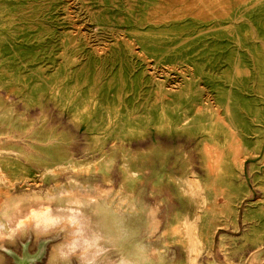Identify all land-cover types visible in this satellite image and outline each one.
Wrapping results in <instances>:
<instances>
[{"label": "rangeland", "instance_id": "obj_1", "mask_svg": "<svg viewBox=\"0 0 264 264\" xmlns=\"http://www.w3.org/2000/svg\"><path fill=\"white\" fill-rule=\"evenodd\" d=\"M0 105L24 125L0 129V190L12 195L0 211L13 218V232L0 229L4 264H52L57 246L82 244V224L70 222L66 239L62 220L17 228L19 215L77 195L68 215L82 219V198L119 187L122 156L147 171L141 210H119L121 244L104 247L108 264L148 239L164 253L156 264H264V0H0ZM42 141L59 144L68 172L8 150ZM112 156L107 183L70 169ZM177 213L191 227L185 247L162 235ZM82 248L59 264L94 258Z\"/></svg>", "mask_w": 264, "mask_h": 264}, {"label": "bare ground", "instance_id": "obj_2", "mask_svg": "<svg viewBox=\"0 0 264 264\" xmlns=\"http://www.w3.org/2000/svg\"><path fill=\"white\" fill-rule=\"evenodd\" d=\"M5 125L8 127L7 129L10 130V133L18 129L24 128V125L21 122H19L18 119H15L14 116L8 112L7 108H5L3 105H0V129H2V126H5ZM9 146L10 148H8V150H15L18 154L26 157L27 159H29L30 161L36 164L41 165L43 163H48V164L57 166V169L60 171L68 172L67 167L65 168L59 167V165L62 163V154L59 150V144L56 142L50 143L48 141H42L41 143L31 144V148L29 147V145L24 146V145L14 144V143L10 144ZM115 165H116V158L112 156L94 168L82 169V168L71 167L70 169L73 170V173L75 175L81 178L82 176H84V172L90 171L93 169L96 172H99L100 174H102L103 175L102 179L104 180L105 183H107L109 182L108 176L110 175L111 170ZM118 171L120 173L119 176H121V181L119 182V187L116 189L114 188L115 190L112 195L110 194L106 195L108 192L102 189L101 190L102 195H97L98 197L96 198V201L93 203H88L85 200L86 198H82V200L80 201V203H82V206H83L82 211H84V213H87L86 214L87 216L83 217L82 219L74 217V215H68L70 213V211L68 210L70 208L68 207L70 206L72 202L76 201L77 195H72L66 199L50 200V201H54L53 204L55 205L54 207L55 209H52V211L48 208L40 209L37 211L36 209H33L31 207L30 209L31 218L25 221L22 219V216L19 215L20 221L16 227L17 228L25 227V224H26L30 228L31 226H34V225L38 226V225L43 224L47 227V229H50V228H53V226H58L57 224H59V221L62 220V223L59 224L58 226V231L63 230L65 234V238L67 239V235H68L67 232H69L68 224L71 222L77 228H79V226L82 224L84 227V231L86 230L85 233L87 235V238L83 239L82 244H79L80 240L77 238L74 240H70V241L65 240L67 242V245L65 247L62 245H59L55 248V250L52 251L50 255V262L52 264H59L61 263V261H66L71 251H75L79 246L82 247L83 245L82 249L85 250V247H86V245L84 244L85 239L91 241L95 236H99L101 238L99 242V247L104 249L103 253L100 255L101 260L99 264H108L103 254L107 257H110V255L108 254V252L105 250L104 247H107L108 245H110L112 248H114L118 246L119 244H121V242L118 241V238L122 234L123 225L120 226L119 224L125 220V216L122 213L120 214L119 210H123L124 214L128 217L136 214L137 210H141V208L138 206L137 200L135 201L136 186L144 178L145 171L147 170L146 169L144 170L141 167L137 166L136 161L131 162L130 160H127L125 159V157L122 156L121 163L118 165ZM58 173L60 172L58 171ZM58 173L56 172L55 174L58 175ZM83 179L86 180L88 178L83 177ZM164 179H165V175L163 178L158 179L157 181L155 180L154 186L156 187L160 186ZM111 180L112 179H110V181ZM167 181L171 182L172 184L178 185V186L184 185L181 179H178L172 175L167 176ZM1 190H0V207L2 206L4 197L12 196L11 194H7L6 190L5 192ZM6 211L7 210H5V212L0 211V229L4 233L9 234V231L13 227V222H12L13 218H9L7 216L8 214H6ZM59 215L60 217H58ZM176 217H177L176 225L174 226L172 223L167 221V227L165 231L162 233L163 236L167 234L170 237H174V238L171 241H166V242L164 241V242L168 244L169 243H175V244L179 243L185 247L189 241L185 239L186 238L185 236L190 233L188 229H190L191 227L185 224L181 214L177 213ZM60 218H66V219H60ZM70 219H74V220H70ZM132 226L133 225H131L129 222H126L124 224L125 230H128L130 228L128 230L129 232L128 237L132 235L135 236L136 230L135 228H132ZM148 228L149 227L147 226V229ZM11 231L13 232V230ZM81 231L82 229H79V232ZM1 233H0V236H1ZM197 234H198L197 245L199 244L200 248H196V255L199 254L200 251L202 250L204 236H205V234L203 235L201 231L196 233V236ZM214 234H215V231L213 232V235H212L213 238H214ZM6 242H7L6 239L0 237V264H4L5 256L1 252V250L4 252L6 251V248L4 247ZM191 244L192 243H190V245ZM144 245H147L148 248L152 250L153 245L150 243L149 239L147 243H143V242H139L135 240L132 243H130L129 246L126 245L127 247L120 248V250L116 251L117 253L115 255H117V257H116V260L113 261V264H118L121 258L131 257L133 254H138V248ZM89 250L91 253L93 251L91 255H93L94 257L96 253V249L93 248ZM114 258L115 257H112V259ZM27 259H31V258L27 257ZM20 261L22 260L19 259L18 262Z\"/></svg>", "mask_w": 264, "mask_h": 264}, {"label": "clouds", "instance_id": "obj_3", "mask_svg": "<svg viewBox=\"0 0 264 264\" xmlns=\"http://www.w3.org/2000/svg\"><path fill=\"white\" fill-rule=\"evenodd\" d=\"M100 237L95 236L91 241L85 239L84 244L86 245L85 251L89 249H96L94 258L84 262V264H96L97 257H99L104 249L99 247ZM163 255L164 253L158 252V250H150L147 245L141 246L138 248V254H133L131 257L121 258L118 264H156V261L153 259L155 255ZM161 264L163 262L161 261Z\"/></svg>", "mask_w": 264, "mask_h": 264}]
</instances>
